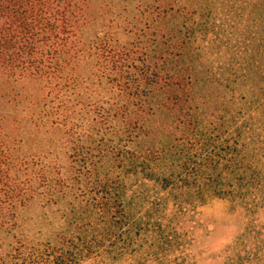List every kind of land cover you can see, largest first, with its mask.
Returning <instances> with one entry per match:
<instances>
[{
    "label": "trees",
    "instance_id": "1",
    "mask_svg": "<svg viewBox=\"0 0 264 264\" xmlns=\"http://www.w3.org/2000/svg\"><path fill=\"white\" fill-rule=\"evenodd\" d=\"M127 1L0 0V264H197L212 198L246 214L214 264H264V0Z\"/></svg>",
    "mask_w": 264,
    "mask_h": 264
},
{
    "label": "rangeland",
    "instance_id": "2",
    "mask_svg": "<svg viewBox=\"0 0 264 264\" xmlns=\"http://www.w3.org/2000/svg\"><path fill=\"white\" fill-rule=\"evenodd\" d=\"M120 1L119 7L129 4L127 0ZM99 3H107L109 0H98ZM257 3L253 1L250 5ZM249 10V9H248ZM121 9H119V12ZM118 13V12H117ZM125 15L123 14L124 18ZM99 23L87 30L86 37H93L101 29ZM215 58V57H214ZM15 91L24 88L27 92H35L38 89L37 83H28L14 85ZM8 86L0 83V114L13 115L15 109L13 105L7 103L1 98L2 92ZM27 148L33 149L48 146L50 138H56V135H47L39 133L35 135L32 128L27 130ZM51 139V140H53ZM49 140V141H48ZM46 221L43 216V209L37 204H31L19 212V221L21 229L29 235L44 239L54 230V224L58 222L54 216H48ZM255 224H264V209H260L254 215ZM180 231H186L191 237L190 253L195 255L197 264H214L223 260V253L227 246L240 234L245 233L243 227L246 222L245 209L239 204H233L229 200L212 198L206 204L198 206L193 213L184 215L181 219ZM244 224V225H243ZM51 232V233H50ZM84 264H95L92 261Z\"/></svg>",
    "mask_w": 264,
    "mask_h": 264
}]
</instances>
